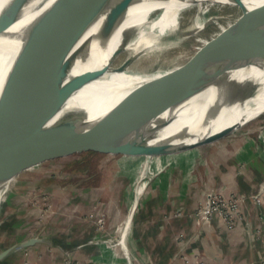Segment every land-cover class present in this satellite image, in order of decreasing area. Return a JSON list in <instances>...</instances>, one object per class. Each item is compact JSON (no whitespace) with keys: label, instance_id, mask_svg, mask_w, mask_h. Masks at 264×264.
I'll return each mask as SVG.
<instances>
[{"label":"water","instance_id":"95a60500","mask_svg":"<svg viewBox=\"0 0 264 264\" xmlns=\"http://www.w3.org/2000/svg\"><path fill=\"white\" fill-rule=\"evenodd\" d=\"M107 1L58 0L51 4L48 0H13L21 28L0 37V50L13 54L0 81V88L4 85L0 91V167L24 160L12 176L77 143L100 145L124 155L186 151L235 133L264 113L263 110L248 121L238 119L225 126L228 116L260 88L257 81L243 79L241 74L242 67L253 59L241 64L245 50L264 29V3L249 11L216 53L214 41L183 66L191 76L203 69L202 75L215 57L206 78V86L213 88L207 99L184 92L196 78L184 85L182 77L170 71L136 85L94 115L87 108L70 106L69 100L85 84L109 71L107 65L78 68L109 50L122 20L116 27L82 40L70 31L71 26L82 11ZM66 41H70L68 51L63 48ZM121 49H116L111 58ZM131 56L127 63L137 59ZM256 67L264 70V56ZM15 77L19 80L14 82ZM191 106L196 109L193 119L165 135V129ZM37 240L30 238L23 245ZM9 250L1 251L0 259Z\"/></svg>","mask_w":264,"mask_h":264},{"label":"rangeland","instance_id":"374dc122","mask_svg":"<svg viewBox=\"0 0 264 264\" xmlns=\"http://www.w3.org/2000/svg\"><path fill=\"white\" fill-rule=\"evenodd\" d=\"M199 10H203V16H207L200 30L202 37L209 35L218 26L225 12L228 15L234 14L232 7L223 4H204ZM190 12L185 14V24L192 18ZM196 43L194 38L184 39L178 46L162 52L160 60L155 58V54H145L134 62H145L146 66H151L150 70L172 69L173 66L181 65L191 58ZM125 56L121 55L120 59ZM247 131H253L255 134L252 136L259 135L264 140V113L235 133L212 143L166 155L155 154L160 156L163 164L157 167L158 161H154V164L151 161L146 171L135 170L134 182L128 176L132 174L134 162L143 154L125 155L135 160L131 165L127 163L121 167L118 159L124 154L113 153L105 150L103 146L90 143L64 147L60 153L35 166H25L12 181L8 197L0 206V252L10 249L9 253L0 259V264H47V252H53L55 247L61 246V236L66 235L68 228L75 229L79 224L86 227L85 235L91 234L94 236L93 240L97 241L114 226L116 232L113 233L112 239H108L121 247L129 264H148L140 255L136 254L134 257L131 248L126 247L127 231L140 207L142 195L155 178L180 177L185 174L184 165H188L189 160L193 159L189 175L201 177L204 183L211 184L209 187L199 186L204 189L200 191H203L204 199L202 197L201 201L195 204L191 211L192 216L199 225L220 219L227 222L228 227L232 229L242 211L243 198L238 193L227 194L218 186L222 170L216 161L220 159L218 154L222 150L229 154L237 150L241 144L237 140L238 137ZM177 154L178 157L186 158L187 162L180 166ZM150 156L152 158V155ZM36 160L38 158L33 161ZM143 171L145 175L141 174ZM131 182L133 183L130 184ZM128 186L133 190L134 196L129 209L123 213L122 220L125 222L115 223L110 209L123 208L122 195ZM136 189L143 192L138 196ZM91 197L96 198L91 200ZM111 197L114 199L111 200ZM263 200L264 186L255 194L256 202H264ZM183 213L184 209L179 208L173 215L182 216ZM200 234L201 232L197 231L192 235H178L177 238L182 243L179 250ZM34 237L38 239L34 244L23 245L26 240ZM204 258L201 253H197L193 259H187L185 264H216L205 261ZM65 264L93 263L82 262L69 251L65 255Z\"/></svg>","mask_w":264,"mask_h":264},{"label":"bare ground","instance_id":"6f19581e","mask_svg":"<svg viewBox=\"0 0 264 264\" xmlns=\"http://www.w3.org/2000/svg\"><path fill=\"white\" fill-rule=\"evenodd\" d=\"M56 1L58 0H48V3L52 4ZM262 3H264V0H108L82 11L76 17L70 29L72 33L81 38L80 40L116 27L119 20H122V23L113 38L109 50L101 57L95 55L89 62L78 68V70H88L107 65L110 66L109 71L102 77L85 84L69 100V105L87 108L91 115H94L113 105L136 85L166 75L170 71L181 76L184 85L189 80L196 78L194 85L193 83L187 85L184 92L195 93L198 98L207 99L211 95L213 88L211 85L206 86V78L209 77L210 68L214 63L215 57L210 59L211 63L207 64V68L202 75L200 74L203 69L191 76L188 71L183 70L186 69L183 66H187L186 64L190 62L192 57L196 56L200 51L208 49L214 41L216 42V44L214 43V52L216 53L217 48L219 50L220 46H223L227 37L246 17L249 11ZM204 4L210 6L215 4L229 5L232 10L234 9V14L228 15L225 12L222 15L223 20L218 26L209 35L202 37L200 30H202L207 16H203L202 13L204 11L199 9ZM194 11L196 13H192ZM187 12L192 14V18L185 24L184 20ZM20 28L21 22L16 18L13 0H0V37L16 32ZM192 38L197 42L193 46V55L185 63L178 66L175 65L172 69L150 70L151 66H146L145 62L136 63L133 61L127 63L126 61V59L132 57L131 55L137 56L138 59L145 54H155V58L159 59L162 56L161 53L165 50L178 46L184 39L190 40ZM69 43L70 41L64 43L63 48L65 51L69 50ZM119 47L122 48L121 51L112 59V54ZM121 55L126 56L120 59ZM12 56V52L0 50V81ZM263 56L264 29L245 50L241 64L245 65L250 59H253L251 64L242 67L241 74L243 79L257 81L260 88L255 95L249 97L242 106H238L237 110L228 116L225 126L238 119L248 121L264 110V70L256 67ZM18 80L19 78L15 77L13 81ZM197 87L198 90L195 91ZM193 107L185 108L180 116L165 129V135L178 128L183 122L191 121L194 113H196V109ZM222 126L223 124L217 129ZM157 157L158 159H156ZM159 157L158 155H152V158L146 155L139 157L134 162L132 173L134 174L135 170L138 169L146 171L151 161L152 163L158 161L156 164L157 167H160L163 161ZM20 163H24V160H13L0 167V206L8 197L10 185L18 174L12 175L18 167H21ZM144 171L141 174L145 175ZM142 192L143 190L136 189L138 196Z\"/></svg>","mask_w":264,"mask_h":264},{"label":"crops","instance_id":"0c3cea01","mask_svg":"<svg viewBox=\"0 0 264 264\" xmlns=\"http://www.w3.org/2000/svg\"><path fill=\"white\" fill-rule=\"evenodd\" d=\"M241 134L237 139L241 143L237 150L230 154L222 150L218 154L220 159L216 161L222 170L218 186L227 194L238 193L243 198L242 211L235 226L230 229L227 222L220 219L199 225L194 219L191 211L202 197L204 199V189L201 188L203 191L200 193L199 186L209 187L211 183L189 175L194 159L189 160L188 165H184L185 174L155 178L142 195L140 207L127 231L126 247L131 248L134 257L140 255L148 264H185L187 259L201 253L210 263L264 264V202L255 201V194L264 186V140L259 135L252 136L255 134L253 131ZM176 156L180 166L187 162L186 158ZM134 160L123 155L119 157L118 164L123 167L127 163L131 165ZM135 176L132 173L128 177L134 182ZM130 189V186L124 189L123 208L110 209L115 223L123 222V213L130 207L134 196ZM95 198L91 197V200ZM179 208L184 209L183 215L174 216ZM77 226L68 228L66 235L61 236V246L47 252V264H65V255L69 251L82 262L129 264L121 247L108 239L116 232L114 226L102 234L103 239L99 241L93 240L91 234L85 235L86 227ZM197 231L201 232L200 236L179 250L182 243L177 236L192 235Z\"/></svg>","mask_w":264,"mask_h":264},{"label":"built area","instance_id":"2783aa9c","mask_svg":"<svg viewBox=\"0 0 264 264\" xmlns=\"http://www.w3.org/2000/svg\"><path fill=\"white\" fill-rule=\"evenodd\" d=\"M207 213V211H205Z\"/></svg>","mask_w":264,"mask_h":264}]
</instances>
